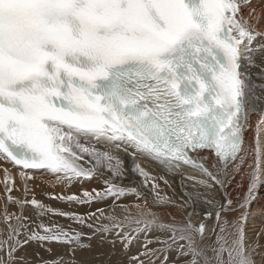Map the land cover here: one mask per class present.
Returning <instances> with one entry per match:
<instances>
[{
  "label": "snow or ice",
  "instance_id": "6c2138e0",
  "mask_svg": "<svg viewBox=\"0 0 264 264\" xmlns=\"http://www.w3.org/2000/svg\"><path fill=\"white\" fill-rule=\"evenodd\" d=\"M261 20L252 0H0V161L18 169L24 192L12 195L20 189L4 169L0 264H17L15 253L29 241L66 244L73 253L88 246L71 225L45 222L51 215L115 233L125 249L140 234H168L157 242L176 247L183 264H257L259 245L249 244L245 222L264 185V108L249 75L257 59L264 63ZM113 147L180 173L193 191L175 205L154 178L150 192L121 186L123 160ZM245 167L247 191L234 200L227 189ZM134 170L146 186L150 174L139 163ZM36 172L66 185L109 174L104 189L53 199L84 204L134 195L142 202L109 215L98 209L107 222L88 223L96 213L28 199ZM198 203L208 207L196 224ZM170 205L184 219L166 211ZM29 208L35 221L25 215ZM166 249H149L132 264Z\"/></svg>",
  "mask_w": 264,
  "mask_h": 264
},
{
  "label": "bare ground",
  "instance_id": "6f19581e",
  "mask_svg": "<svg viewBox=\"0 0 264 264\" xmlns=\"http://www.w3.org/2000/svg\"><path fill=\"white\" fill-rule=\"evenodd\" d=\"M252 7L257 13H264V0H252ZM258 28L259 30L264 31V20L259 22ZM257 64L258 66L249 68V75L253 84L257 86L255 88V95L262 98L259 102L260 107L264 108V63H261L260 60L257 59ZM258 118L259 117L256 114H253L250 117L252 129L246 131V139L249 142H251L255 136V122ZM122 147L121 149H116L115 147L112 148L113 153L119 155L123 160L125 172L123 179L116 181L117 183L126 188L135 187L137 190L150 192L152 180L154 178L156 183L159 185V190L162 192V194H166L168 197L171 195V200L175 202V205H179L187 200L185 192L193 191V189L188 186L186 181L184 184H182V175L180 173H168L159 164L147 158L138 157L134 160L133 156L131 155L132 150L129 149L127 152H124ZM136 163H139L146 170V172L150 174L146 186L144 185V177L134 170ZM4 169H8L10 173L16 178V187L20 189L18 191L14 190L12 195L20 198H23L24 196L23 185L19 178L18 169L13 167L10 163L0 161V213L3 211V206L6 199L5 187L3 183ZM246 171L247 168L245 167L243 172L234 176L233 181L230 182L228 186L227 191L234 200H238V198L247 191V179L245 178L242 181V177ZM33 176L34 178L29 181L32 192L28 195V199H31L32 196L35 195L36 198L40 199L45 204L63 211H76L77 214L80 215L96 213L99 219L95 221H88V223H94L96 225L107 222L102 217H100V213L97 211L98 209H102L105 215H109L114 211L116 213L120 212L118 205H130L142 202L138 201L134 195H128L126 197L120 198L117 200V203L114 202L116 204L113 206L111 205V202L113 201L112 198H105L103 200L84 204L78 202H68L63 199L51 198L52 194H62L63 196L76 194L82 197V194L85 190L92 191L93 189H104V181L109 179V174L107 172L104 176L96 177L90 180L73 181L70 185H66L63 181H57L54 176H51L48 173L36 172L33 173ZM165 181H167V183H165ZM241 182H243V188H237V185L241 184ZM200 191H203V189H200ZM217 199H220V196H218ZM148 204L150 207H152L150 196L148 197ZM104 205L107 207H101ZM8 207L9 211L18 212V208L15 205L9 204ZM207 207L208 206L203 203H198L196 205L195 214L192 217L193 222L200 223L204 219L203 212ZM166 211L171 212L173 215L176 214L177 216H179L180 213L182 214L180 209L173 205H170ZM185 211L191 212L193 209L191 206H188L185 208ZM25 215L30 216L34 221L37 219L34 210L30 208L25 210ZM239 215L240 212L237 211L232 213L229 218L233 219ZM181 216L184 215L182 214ZM43 219L47 223L56 222L65 226L71 225L72 228L83 232L85 234L83 243L88 246L79 249L82 250V253L85 252L87 257L92 259L104 261V259L99 256V254L104 256L109 254L112 264H132V257H136L140 253H144L149 249H163L161 243L157 242V238H162L159 236V232L156 233V231L149 232L147 234H140L138 239H135L132 244L127 249H125L124 245L114 233H94L92 228L81 226L72 220L59 215H51L50 217H44ZM206 223L214 224L215 221H206ZM0 224H3L2 217H0ZM245 231L249 244L259 245L254 257L257 264H264V185L258 188L255 199L250 205V214L247 221L245 222ZM23 237L24 236L22 235L20 238L23 239ZM89 237L91 238L89 239ZM113 241H115V243H113ZM44 245L45 249L44 247L41 249L40 245L38 243L35 244L33 241H29L28 244L23 245L18 250L17 254L15 253L17 257L19 256L22 258V261H20L21 259H18L17 264H23V262H25V264H52V262L55 261L57 253H61L62 255H65L66 253V256H69V246L66 244L46 243L43 244V246ZM49 249H51L50 251L52 254H50L51 252ZM155 256L154 257L158 260H152V256L141 255L143 260H146L144 264H183L185 260V257L179 256L178 251L175 250L171 251L170 254L165 251H160L157 252ZM165 257H167V259H165ZM29 261L30 263H28ZM104 262L106 264H110L109 262Z\"/></svg>",
  "mask_w": 264,
  "mask_h": 264
},
{
  "label": "rangeland",
  "instance_id": "374dc122",
  "mask_svg": "<svg viewBox=\"0 0 264 264\" xmlns=\"http://www.w3.org/2000/svg\"><path fill=\"white\" fill-rule=\"evenodd\" d=\"M169 197L171 198V195H169ZM114 202H116L117 203V200H113L112 202H111V205L113 206V205H115L116 203H114ZM101 207H107V206H101ZM101 207H99V208H101ZM156 211H160L159 209H155ZM76 212V211H75ZM77 213V212H76ZM174 213V212H173ZM183 214V213H182ZM181 213H180V215L179 216H177L176 214H174V216H176L178 219H184V216H181L182 215ZM196 223V222H195ZM196 224H199L198 222L196 223ZM2 226H4V224H0V230H3L4 229V227H2ZM159 231H156V233H158ZM92 234V233H91ZM115 234V233H114ZM167 235L168 234H165V233H161V232H159V236L162 238V239H166L167 238ZM22 237V236H21ZM92 237V236H91ZM105 237V236H104ZM26 237L24 236L23 237V239H25ZM106 238V237H105ZM2 239H4V233L2 232V231H0V240H2ZM31 242V241H30ZM35 244L36 243H38V242H34ZM39 245H40V248L41 249H43V247H44V249H45V245L43 246V245H41L40 243H38ZM161 245H162V248L163 249H166V245H164V244H162L161 243ZM69 248V247H68ZM19 250V249H18ZM18 250H17V252H18ZM173 250H175V251H177V249H176V247H173V248H171V249H166L165 250V252H167V253H171V251H173ZM41 251H43V250H41ZM170 251V252H169ZM17 252H16V254H17ZM44 252H47V251H44ZM51 252V251H50ZM49 252V253H50ZM75 253H77V254H75ZM4 253L3 252H0V255H3ZM50 254H52V252L50 253ZM104 254V253H103ZM99 256H101L103 259H104V261H106V262H109L110 264H112L111 263V258H110V256H109V254H107V255H100L99 254ZM58 257H63L65 260H72V261H75V264H106L104 261H102V260H99V259H92V258H90V257H87V255H86V253L84 252V253H82V250H80L79 248H77L76 250H75V252L73 253L72 252V250L69 248V256L67 257L66 256V253H65V255H62L61 253H57V256L55 257V260L58 258ZM156 257V256H155ZM154 256H152V260H158L157 258H155ZM18 258H20L19 256H18ZM141 258V259H140ZM139 259L140 260H142V261H144V263L146 262V260H143V258L141 257V255H140V257H139ZM20 261H22V259L20 260ZM32 262V261H31ZM28 263H30V261L28 262ZM116 263V262H115ZM23 264H25V262H23ZM27 264V263H26Z\"/></svg>",
  "mask_w": 264,
  "mask_h": 264
}]
</instances>
